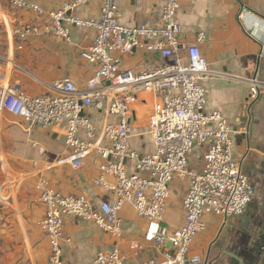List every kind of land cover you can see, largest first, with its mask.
Returning <instances> with one entry per match:
<instances>
[{"label": "built area", "instance_id": "obj_1", "mask_svg": "<svg viewBox=\"0 0 264 264\" xmlns=\"http://www.w3.org/2000/svg\"><path fill=\"white\" fill-rule=\"evenodd\" d=\"M99 2L98 17H82L76 9L89 2ZM141 4L145 0H134ZM161 5L158 24L120 21L121 0H68L57 11L49 12L47 24L22 22L15 29L20 48L30 38L57 36L71 40L72 26L93 28V43L84 58L95 66L84 87L70 77L47 84V91L31 96L20 83L8 84L0 96V109L21 117L29 124L45 129L65 124L66 155L60 162L80 169L89 153L97 151L99 174L95 183L112 193L98 205L83 194H64L46 179L37 183L45 215L39 221L50 245L48 264H64L65 246L72 240L65 235L66 215L94 221L103 230L120 237L123 222L120 211L131 203L147 218L150 227L147 241L165 246L171 242L162 260L149 264H198L200 256H189L193 241L207 229L206 216L227 219L240 216L252 201L256 187L244 170L245 158L233 153L234 130L219 110L206 111V80L220 74L212 69L201 51L206 40L200 32L196 42L184 43L179 38L176 14L182 4L197 0H153ZM11 8L43 13L33 0H10ZM70 11V15L67 12ZM249 31V26L246 25ZM142 51L148 58L137 70L123 64V57ZM248 100L257 101L264 94V80L254 76ZM158 96L149 117L146 133L155 149L141 153L131 146L134 134V106L140 92ZM92 111L104 112L114 120L99 125ZM35 146L37 144H34ZM196 147L203 149L202 164L194 167L191 156ZM42 152H45L41 148ZM175 179L187 182L183 198L184 221L171 232L163 224L164 211ZM140 248V244H133ZM125 253L118 247L100 250L95 264H124Z\"/></svg>", "mask_w": 264, "mask_h": 264}, {"label": "crops", "instance_id": "obj_2", "mask_svg": "<svg viewBox=\"0 0 264 264\" xmlns=\"http://www.w3.org/2000/svg\"><path fill=\"white\" fill-rule=\"evenodd\" d=\"M0 1L5 4L0 16V96L3 88L13 83H20L31 96L40 95L47 91V84L64 77L84 87L95 71V66L84 58L93 43V28L72 26L71 41L53 35L30 38L23 48L15 34L22 22L49 23V12L60 10L68 0H33L43 13L12 9L10 0ZM120 4V21L124 24L160 21L161 5L157 1L138 4L121 0ZM75 12L86 18L98 17L100 4L92 1ZM176 20L182 42L192 44L200 32L206 35L202 54L220 74L206 80L205 110L221 111L238 131L232 135L233 153L237 159L245 158L244 170L256 187L252 201L240 216H206L207 229L193 241L189 256H200L198 264H264V94L251 103L250 84L246 81L254 76L264 80V0H197L182 4ZM149 57L159 59L157 54L135 51L123 57V64L139 70ZM157 98L142 91L134 106L130 142L141 153L155 149L146 130ZM91 113L99 125L115 119L104 112ZM27 128L29 124L21 117L0 109V264H48L50 245L39 225L45 215L37 188L40 179L64 194L86 195L96 205L112 196L95 183L100 165L97 151H90L80 169L60 162L67 152L65 124L48 129L33 124L30 132ZM202 153L203 149L196 147L192 166H201ZM187 186L178 179L170 184L163 224L171 232L184 221L182 203ZM120 217L123 234L117 237L94 221L66 215L64 231L72 243L65 246L64 264H95L100 250L110 251L116 246L125 253L124 264H149L162 260L164 252L171 250V242L162 246L145 239L150 224L131 203L125 204ZM133 244L141 247L133 248Z\"/></svg>", "mask_w": 264, "mask_h": 264}, {"label": "rangeland", "instance_id": "obj_3", "mask_svg": "<svg viewBox=\"0 0 264 264\" xmlns=\"http://www.w3.org/2000/svg\"><path fill=\"white\" fill-rule=\"evenodd\" d=\"M5 8V4L2 2L1 3V1H0V16H2V14H3V9ZM5 11V10H4ZM72 37V36H71ZM72 39V38H71ZM63 40H65L66 42H68V40L67 39H63ZM71 41V40H70ZM147 96H149V95H147ZM149 115V114H148ZM141 119H142V117H140ZM149 118V117H148ZM22 137H24V135H22ZM29 144H31V143H29ZM2 192H3V189L1 190V195H2Z\"/></svg>", "mask_w": 264, "mask_h": 264}, {"label": "water", "instance_id": "obj_4", "mask_svg": "<svg viewBox=\"0 0 264 264\" xmlns=\"http://www.w3.org/2000/svg\"><path fill=\"white\" fill-rule=\"evenodd\" d=\"M70 13H71L70 11L67 12L68 15H70Z\"/></svg>", "mask_w": 264, "mask_h": 264}]
</instances>
